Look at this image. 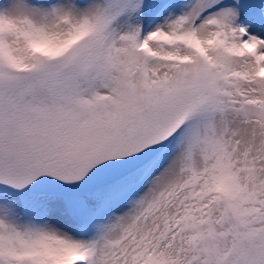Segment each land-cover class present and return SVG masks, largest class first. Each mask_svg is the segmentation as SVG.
Segmentation results:
<instances>
[{
    "label": "snow or ice",
    "instance_id": "obj_1",
    "mask_svg": "<svg viewBox=\"0 0 264 264\" xmlns=\"http://www.w3.org/2000/svg\"><path fill=\"white\" fill-rule=\"evenodd\" d=\"M0 264H264V0H0Z\"/></svg>",
    "mask_w": 264,
    "mask_h": 264
}]
</instances>
